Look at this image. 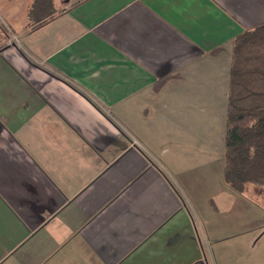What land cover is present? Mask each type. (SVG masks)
<instances>
[{
    "label": "crops",
    "instance_id": "crops-1",
    "mask_svg": "<svg viewBox=\"0 0 264 264\" xmlns=\"http://www.w3.org/2000/svg\"><path fill=\"white\" fill-rule=\"evenodd\" d=\"M53 1L0 36V264H264V200L224 179L264 0Z\"/></svg>",
    "mask_w": 264,
    "mask_h": 264
},
{
    "label": "trees",
    "instance_id": "trees-1",
    "mask_svg": "<svg viewBox=\"0 0 264 264\" xmlns=\"http://www.w3.org/2000/svg\"><path fill=\"white\" fill-rule=\"evenodd\" d=\"M56 12L53 0H34L29 11L33 27ZM224 139L225 182L264 200V24L234 39Z\"/></svg>",
    "mask_w": 264,
    "mask_h": 264
},
{
    "label": "rangeland",
    "instance_id": "rangeland-1",
    "mask_svg": "<svg viewBox=\"0 0 264 264\" xmlns=\"http://www.w3.org/2000/svg\"><path fill=\"white\" fill-rule=\"evenodd\" d=\"M55 1L57 2V4L63 2V0H55ZM26 2L27 0H0V36L1 35L6 36L11 29L16 28L14 22L12 21V18H10L7 11L14 10L15 12H17L16 18L20 22H25L27 20L26 8L24 7ZM54 6H56V4ZM221 193L222 191L220 190L217 192V195L222 197ZM236 194H238V192H236ZM215 196L216 194L210 196L208 205H210V203L212 204V201L214 200ZM242 196L243 197L241 198H245L246 196H251V195L242 194ZM223 197L224 198L226 197V203L224 208L226 214H230V212L233 209H241L240 210L241 214H243V212L246 211L245 209L247 208H243V204L239 205L236 203V201H233V199L230 198L228 192L225 193V195L223 194ZM193 213L198 214L195 210L193 211ZM206 214H208V212H206Z\"/></svg>",
    "mask_w": 264,
    "mask_h": 264
}]
</instances>
